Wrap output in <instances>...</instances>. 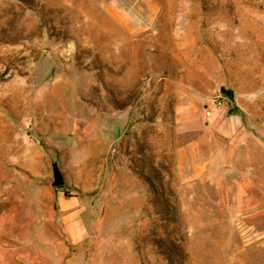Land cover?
Wrapping results in <instances>:
<instances>
[{
    "label": "rangeland",
    "instance_id": "obj_1",
    "mask_svg": "<svg viewBox=\"0 0 264 264\" xmlns=\"http://www.w3.org/2000/svg\"><path fill=\"white\" fill-rule=\"evenodd\" d=\"M0 264H264V0H0Z\"/></svg>",
    "mask_w": 264,
    "mask_h": 264
},
{
    "label": "crops",
    "instance_id": "obj_2",
    "mask_svg": "<svg viewBox=\"0 0 264 264\" xmlns=\"http://www.w3.org/2000/svg\"><path fill=\"white\" fill-rule=\"evenodd\" d=\"M205 118L207 126H194L196 136L179 150L181 155L190 154L189 167L192 171L185 176L184 180L187 181L205 177L209 179L212 165L216 164L220 169L230 168L238 158L243 156L248 159L251 153L250 140L254 137L245 133L236 117H223L222 113L212 111Z\"/></svg>",
    "mask_w": 264,
    "mask_h": 264
},
{
    "label": "water",
    "instance_id": "obj_3",
    "mask_svg": "<svg viewBox=\"0 0 264 264\" xmlns=\"http://www.w3.org/2000/svg\"><path fill=\"white\" fill-rule=\"evenodd\" d=\"M52 177L53 186H60L63 184V177L56 163H52Z\"/></svg>",
    "mask_w": 264,
    "mask_h": 264
},
{
    "label": "built area",
    "instance_id": "obj_4",
    "mask_svg": "<svg viewBox=\"0 0 264 264\" xmlns=\"http://www.w3.org/2000/svg\"><path fill=\"white\" fill-rule=\"evenodd\" d=\"M221 102H222V98L221 97H219V99H215L214 101H213V107H215V106H219L220 104H221ZM211 108L210 107H207L206 108V110L204 111V115L206 116V117H209L210 116V114H211Z\"/></svg>",
    "mask_w": 264,
    "mask_h": 264
},
{
    "label": "trees",
    "instance_id": "obj_5",
    "mask_svg": "<svg viewBox=\"0 0 264 264\" xmlns=\"http://www.w3.org/2000/svg\"><path fill=\"white\" fill-rule=\"evenodd\" d=\"M224 94H225V95H228V92H227V93L224 92Z\"/></svg>",
    "mask_w": 264,
    "mask_h": 264
}]
</instances>
